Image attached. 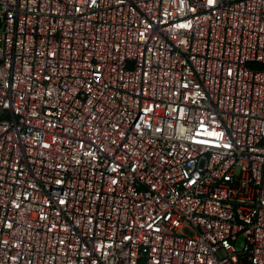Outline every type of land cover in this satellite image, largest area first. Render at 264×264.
<instances>
[{"label":"built area","instance_id":"obj_1","mask_svg":"<svg viewBox=\"0 0 264 264\" xmlns=\"http://www.w3.org/2000/svg\"><path fill=\"white\" fill-rule=\"evenodd\" d=\"M0 264H264V0H0Z\"/></svg>","mask_w":264,"mask_h":264}]
</instances>
